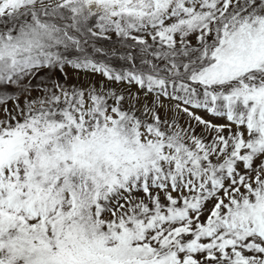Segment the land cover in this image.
Returning a JSON list of instances; mask_svg holds the SVG:
<instances>
[{
  "label": "snow or ice",
  "instance_id": "snow-or-ice-1",
  "mask_svg": "<svg viewBox=\"0 0 264 264\" xmlns=\"http://www.w3.org/2000/svg\"><path fill=\"white\" fill-rule=\"evenodd\" d=\"M0 264H264V0H0Z\"/></svg>",
  "mask_w": 264,
  "mask_h": 264
},
{
  "label": "rangeland",
  "instance_id": "rangeland-1",
  "mask_svg": "<svg viewBox=\"0 0 264 264\" xmlns=\"http://www.w3.org/2000/svg\"><path fill=\"white\" fill-rule=\"evenodd\" d=\"M119 64L120 62L118 60L115 61V65L117 67H119ZM67 72H68V76H69V79L72 80L73 82L77 81V79L79 80H83L84 79V76L83 74H80L79 76L72 70V69H67ZM97 79H100V77H97Z\"/></svg>",
  "mask_w": 264,
  "mask_h": 264
}]
</instances>
